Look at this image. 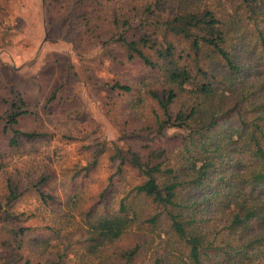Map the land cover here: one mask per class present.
<instances>
[{"label": "trees", "instance_id": "obj_1", "mask_svg": "<svg viewBox=\"0 0 264 264\" xmlns=\"http://www.w3.org/2000/svg\"><path fill=\"white\" fill-rule=\"evenodd\" d=\"M105 1L111 8L116 1L123 5L110 12L111 40L124 58L141 61L155 76L134 82L139 89L119 79L105 83L139 122L115 144L116 174L131 165L145 180L121 198L118 208L108 204L91 221L88 212L82 240L87 253L99 255L134 229L141 216L136 197H142L155 207L140 222L152 240L137 239L99 264H136L157 238V247L166 252L159 250L150 264H264V0ZM85 2L91 14L94 2L106 6L103 0H81L79 5ZM58 92L52 91L46 102L57 99ZM148 100L154 102L152 117L142 109ZM3 102L7 107L0 112V132L8 137V146L50 135L46 129L22 127L26 118L39 117L22 91L13 90ZM172 128L176 131L170 133ZM7 155L0 149V171L8 166ZM21 185L9 178L8 190L0 191L5 229L0 245L31 264L33 252L46 251L55 241H27L30 226L17 223L20 214L11 211L23 195ZM72 235L64 234L67 248L57 249L56 257L44 264H66ZM175 243L179 255L173 252ZM14 262L8 258L4 264Z\"/></svg>", "mask_w": 264, "mask_h": 264}, {"label": "rangeland", "instance_id": "obj_2", "mask_svg": "<svg viewBox=\"0 0 264 264\" xmlns=\"http://www.w3.org/2000/svg\"><path fill=\"white\" fill-rule=\"evenodd\" d=\"M80 2L0 0V112L7 107L3 101L13 96V90H20L28 98L31 110L39 116L26 118L22 127L50 131L48 137L31 142L22 140L18 147L8 146V137L0 132V149L8 153V166L0 171V191L8 190L9 178L19 179L23 195L11 211L20 214L17 223L30 226L27 241L37 237L55 241L48 250L40 248L33 252L31 264H44L45 259L56 257L57 249H66L67 232L74 235L66 264H99L112 251L137 239L152 240L140 222L155 207L150 199L136 197L140 221L122 241L99 255L87 253L82 241L89 211H92L91 221L106 206L118 208L121 198L145 180L131 165L116 174L115 144H121L119 138L135 131L131 127L139 122L134 115L128 116L125 100L108 90L105 83L119 79L121 83L134 85L142 77L152 81L155 73L139 60L128 61L111 40L114 27L110 12L123 6L121 3L116 1L111 8L112 3L103 0L106 6L100 8L94 2L96 9L91 14L86 11L87 2L81 4L84 6ZM55 89L59 90L58 98L47 103L45 98ZM157 89L161 90L162 85L157 84ZM153 104L148 100L142 108L150 117ZM175 131V128L169 130ZM94 160L96 163L85 170ZM59 230L61 236H55ZM4 231L0 220L1 237ZM158 240L153 247L144 248L136 264H150L159 250L166 252L157 247ZM173 248L179 255L180 247L175 243ZM16 252L14 257L9 248L0 245V264L8 262V258L18 261L11 264H25L26 259L18 260L19 252ZM173 260L179 259L174 256Z\"/></svg>", "mask_w": 264, "mask_h": 264}]
</instances>
